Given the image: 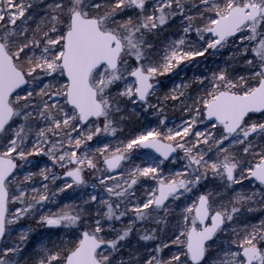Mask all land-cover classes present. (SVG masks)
<instances>
[{"label":"snow or ice","instance_id":"6c2138e0","mask_svg":"<svg viewBox=\"0 0 264 264\" xmlns=\"http://www.w3.org/2000/svg\"><path fill=\"white\" fill-rule=\"evenodd\" d=\"M0 264H264V0H0Z\"/></svg>","mask_w":264,"mask_h":264},{"label":"rangeland","instance_id":"374dc122","mask_svg":"<svg viewBox=\"0 0 264 264\" xmlns=\"http://www.w3.org/2000/svg\"><path fill=\"white\" fill-rule=\"evenodd\" d=\"M213 58L212 57H209V61H211ZM198 69H196L195 67H190L186 70L187 72V76L188 77H191L193 75V72L197 71ZM181 75H184V73H182ZM176 82H179V78H177V81ZM172 85L170 82L167 83V87L163 88L158 94L159 95H163L164 92H166L168 90V88H170ZM153 100H155V97L153 98ZM165 113L169 119V121H179L182 116H183V113H181L179 110L177 109H173L171 105H169L166 110H165ZM144 126L143 124V121H134L132 124L129 125V129H126V133L130 130V129H140ZM58 173H59V170H57ZM87 179H91V177H87ZM89 191H91V189H88ZM25 225H27L29 223V221H25L24 222ZM32 223V226L35 227L37 229V231H43V229H40L38 228L34 221L31 222ZM119 226V225H117ZM31 251V249H29V252Z\"/></svg>","mask_w":264,"mask_h":264}]
</instances>
